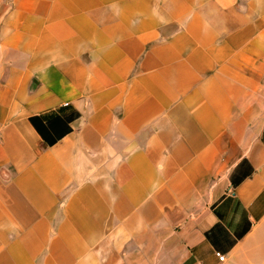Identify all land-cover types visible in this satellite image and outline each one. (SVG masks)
Segmentation results:
<instances>
[{"label":"crops","instance_id":"1","mask_svg":"<svg viewBox=\"0 0 264 264\" xmlns=\"http://www.w3.org/2000/svg\"><path fill=\"white\" fill-rule=\"evenodd\" d=\"M0 264H264V0H0Z\"/></svg>","mask_w":264,"mask_h":264},{"label":"trees","instance_id":"2","mask_svg":"<svg viewBox=\"0 0 264 264\" xmlns=\"http://www.w3.org/2000/svg\"><path fill=\"white\" fill-rule=\"evenodd\" d=\"M37 119H38V117H30V121L32 122V124L34 125V127L36 128V130L38 131V133L42 136V138H44V141L47 144H52L54 142V140L47 139V136H45L43 134L42 129L39 127V125L37 123Z\"/></svg>","mask_w":264,"mask_h":264},{"label":"built area","instance_id":"3","mask_svg":"<svg viewBox=\"0 0 264 264\" xmlns=\"http://www.w3.org/2000/svg\"><path fill=\"white\" fill-rule=\"evenodd\" d=\"M215 255L217 256V258H218L219 260H223V258H224V255L221 254V253H219V252H215Z\"/></svg>","mask_w":264,"mask_h":264}]
</instances>
